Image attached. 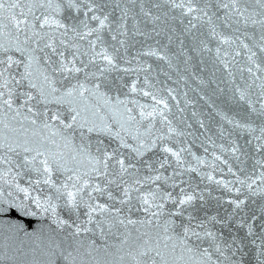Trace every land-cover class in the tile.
<instances>
[{"label":"snow or ice","instance_id":"obj_1","mask_svg":"<svg viewBox=\"0 0 264 264\" xmlns=\"http://www.w3.org/2000/svg\"><path fill=\"white\" fill-rule=\"evenodd\" d=\"M0 264H264V0H0Z\"/></svg>","mask_w":264,"mask_h":264},{"label":"water","instance_id":"obj_2","mask_svg":"<svg viewBox=\"0 0 264 264\" xmlns=\"http://www.w3.org/2000/svg\"><path fill=\"white\" fill-rule=\"evenodd\" d=\"M138 10V9H137ZM166 70V69H165ZM161 79H163V76H161Z\"/></svg>","mask_w":264,"mask_h":264}]
</instances>
